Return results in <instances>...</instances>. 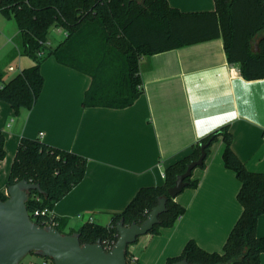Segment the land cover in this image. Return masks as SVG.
<instances>
[{
	"label": "crops",
	"instance_id": "obj_1",
	"mask_svg": "<svg viewBox=\"0 0 264 264\" xmlns=\"http://www.w3.org/2000/svg\"><path fill=\"white\" fill-rule=\"evenodd\" d=\"M167 1L183 12L215 9L214 0ZM10 49L9 44L0 46L5 80L34 63L27 56H6ZM41 73L45 84L32 109L16 114L0 101L6 150L0 161V191L7 195L21 137L84 157L82 181L51 209L65 219L67 234L77 232L88 216L96 224L110 225L141 188L162 185L168 165L226 125L236 156L250 171L264 173V78L244 79L239 64L228 61L221 37L143 57L142 94L123 109L84 108L90 78L59 64L53 55L42 61ZM224 148L219 136L204 166L192 172L197 186L177 195L176 201L185 208L182 217L129 246L130 256L140 264H167L190 240L207 252H222L243 211L237 199L241 183L224 164ZM257 235L264 237V215L258 219Z\"/></svg>",
	"mask_w": 264,
	"mask_h": 264
},
{
	"label": "trees",
	"instance_id": "obj_2",
	"mask_svg": "<svg viewBox=\"0 0 264 264\" xmlns=\"http://www.w3.org/2000/svg\"><path fill=\"white\" fill-rule=\"evenodd\" d=\"M213 11L183 12L167 0H0V12L6 19H15L22 38L23 54L33 65L5 80L0 70V101L11 106L16 114L22 108L32 109L43 90L45 79L41 63L49 49L51 27L64 31V38L51 53L55 60L90 78L82 99L84 108L123 109L131 106L142 94L140 60L145 56L221 37L227 59L239 64L246 80L264 78V0H214ZM222 136L225 148L223 161L233 170L239 182L237 199L243 211L231 230L222 252H207L194 240L182 253L167 264L187 260L199 264H260L264 254V237L257 235V222L264 215V173L253 172L231 148L232 134L223 126L201 138L191 152L168 165L164 183L141 188L127 206L116 213L108 226L84 223L77 232L81 244L100 240L103 246L115 243L116 225L142 224L161 197L165 210L149 234L173 226L185 208L170 197L168 190L187 165L197 160L201 145L205 159L214 141ZM6 156L5 136L0 130V161ZM87 160L70 151L21 137L10 169L8 186L20 180L39 185L31 190L26 202L31 219L44 225L47 215L35 211L52 209L86 172ZM185 188L197 186L192 175L185 179ZM0 199L7 195L0 191ZM56 228L65 229V219L58 218ZM73 233L72 231L69 234ZM127 264L132 262L127 252ZM47 259V258H46Z\"/></svg>",
	"mask_w": 264,
	"mask_h": 264
},
{
	"label": "water",
	"instance_id": "obj_3",
	"mask_svg": "<svg viewBox=\"0 0 264 264\" xmlns=\"http://www.w3.org/2000/svg\"><path fill=\"white\" fill-rule=\"evenodd\" d=\"M201 145V154L191 161L186 171L178 175L168 190L170 197H176L185 187V179L201 166L206 153ZM31 190L41 191L39 185L20 180L7 187V199H0V264H21L22 259L34 253L50 259L54 264H127V252L131 244L148 234L159 222V215L165 210L166 198L161 197L142 224L117 225L118 237L111 249L106 250L102 242L81 244L79 233H61L57 228L41 226L34 222L26 202ZM172 264L189 263L183 259Z\"/></svg>",
	"mask_w": 264,
	"mask_h": 264
},
{
	"label": "rangeland",
	"instance_id": "obj_4",
	"mask_svg": "<svg viewBox=\"0 0 264 264\" xmlns=\"http://www.w3.org/2000/svg\"><path fill=\"white\" fill-rule=\"evenodd\" d=\"M63 33L64 31L54 26L50 28L47 40L49 49L42 56H52L51 53L64 38ZM4 43L9 44L12 48L8 50L9 54L6 56H26L23 54L22 38L17 21L15 19H6L0 12V46ZM62 231L67 232L64 228H62ZM31 262L35 264H54L50 259L43 258L34 253L26 255L22 259L21 264H29Z\"/></svg>",
	"mask_w": 264,
	"mask_h": 264
},
{
	"label": "built area",
	"instance_id": "obj_5",
	"mask_svg": "<svg viewBox=\"0 0 264 264\" xmlns=\"http://www.w3.org/2000/svg\"><path fill=\"white\" fill-rule=\"evenodd\" d=\"M39 213H42L43 215H47L48 217L44 219L43 223L44 225L43 226H51V227H54L56 228V226L58 225V220L56 219L57 216H55L53 213H52V210H47V209H44L42 211H35L34 215H38ZM78 218H81L83 219V216L81 214H79L77 216ZM182 216H179L178 217V220L181 218ZM177 220V221H178ZM86 222H94L93 221V217L92 216H88L86 218ZM107 246L105 247L106 250H109L111 249V247L114 245V243L108 245L106 244ZM130 260H132V262L136 261V258H134L133 256H130ZM29 264H35L33 262L29 263Z\"/></svg>",
	"mask_w": 264,
	"mask_h": 264
}]
</instances>
